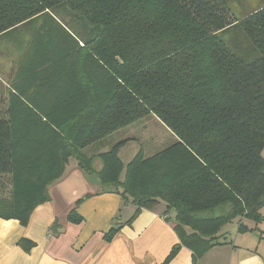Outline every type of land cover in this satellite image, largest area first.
<instances>
[{
    "label": "trees",
    "instance_id": "obj_1",
    "mask_svg": "<svg viewBox=\"0 0 264 264\" xmlns=\"http://www.w3.org/2000/svg\"><path fill=\"white\" fill-rule=\"evenodd\" d=\"M26 28L0 108V217L27 225L74 158L135 203L128 222L161 202L173 211L181 242L161 264L182 245L198 264L228 222L263 220L264 5L238 17L229 0H0V38ZM148 115L177 141L128 163L132 136L86 153Z\"/></svg>",
    "mask_w": 264,
    "mask_h": 264
},
{
    "label": "crops",
    "instance_id": "obj_2",
    "mask_svg": "<svg viewBox=\"0 0 264 264\" xmlns=\"http://www.w3.org/2000/svg\"><path fill=\"white\" fill-rule=\"evenodd\" d=\"M72 160L49 187L50 201L35 208L27 225L0 217V264H161L181 242L173 211L161 202L128 222L137 210L135 203L103 191L99 178L88 177ZM73 209L82 222L68 220ZM261 212L259 223L239 219L250 230L222 228L219 243L198 264H264V206ZM118 224L120 230L107 241L105 234ZM193 259V250L182 245L169 264H194Z\"/></svg>",
    "mask_w": 264,
    "mask_h": 264
},
{
    "label": "rangeland",
    "instance_id": "obj_3",
    "mask_svg": "<svg viewBox=\"0 0 264 264\" xmlns=\"http://www.w3.org/2000/svg\"><path fill=\"white\" fill-rule=\"evenodd\" d=\"M229 3L235 14L238 17H242L248 12L264 5V0H229ZM62 17L68 21L71 15L65 11L62 12ZM31 31V28L21 29L15 33V36L0 38V108L4 107L7 103L11 83L8 79H14L15 70L23 61L22 55L27 50L28 43L31 41ZM43 46L44 44L41 43L37 47H32V52H35ZM7 90H9L8 93ZM130 137L134 139L129 140L119 148V155L124 163L131 161L142 148L146 155H151L177 141L176 136L167 126L156 117L148 115L131 126L118 130L103 141L92 144L85 151L90 155L102 152L118 141ZM72 162L77 161L73 158ZM239 219L241 218H236L228 222L222 231L226 232L227 230L230 231V229L238 228L240 225ZM249 220L246 219L245 222L253 223Z\"/></svg>",
    "mask_w": 264,
    "mask_h": 264
}]
</instances>
